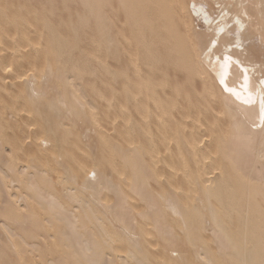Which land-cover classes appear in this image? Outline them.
<instances>
[{
	"label": "bare ground",
	"instance_id": "bare-ground-1",
	"mask_svg": "<svg viewBox=\"0 0 264 264\" xmlns=\"http://www.w3.org/2000/svg\"><path fill=\"white\" fill-rule=\"evenodd\" d=\"M262 98L264 0H0V264H264Z\"/></svg>",
	"mask_w": 264,
	"mask_h": 264
},
{
	"label": "snow or ice",
	"instance_id": "snow-or-ice-1",
	"mask_svg": "<svg viewBox=\"0 0 264 264\" xmlns=\"http://www.w3.org/2000/svg\"><path fill=\"white\" fill-rule=\"evenodd\" d=\"M193 7L195 8V5H193ZM205 20H207V16H205ZM237 23L239 24L240 22L237 21ZM221 31H223V29H221ZM212 43H213V45H215V41H213ZM224 60H225V62H228L230 60V57L225 56ZM246 82H247V77H245V84H246ZM221 83H224L223 79H221ZM226 90L232 91L233 94L237 95V98H239V94L235 93V91L233 89H226ZM261 109H262V121L261 122L264 123V98H262V101H261Z\"/></svg>",
	"mask_w": 264,
	"mask_h": 264
}]
</instances>
